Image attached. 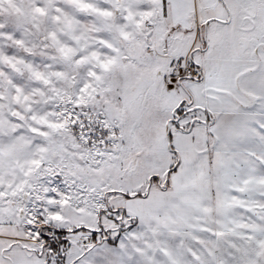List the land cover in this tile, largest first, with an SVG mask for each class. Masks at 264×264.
I'll return each instance as SVG.
<instances>
[{"label":"snow or ice","instance_id":"obj_1","mask_svg":"<svg viewBox=\"0 0 264 264\" xmlns=\"http://www.w3.org/2000/svg\"><path fill=\"white\" fill-rule=\"evenodd\" d=\"M0 264H264V0H0Z\"/></svg>","mask_w":264,"mask_h":264}]
</instances>
